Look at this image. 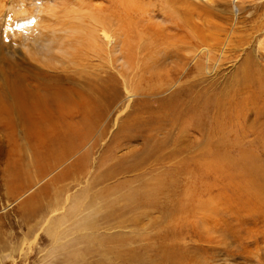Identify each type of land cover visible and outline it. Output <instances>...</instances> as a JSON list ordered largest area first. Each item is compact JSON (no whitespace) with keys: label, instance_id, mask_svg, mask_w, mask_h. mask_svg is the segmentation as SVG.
<instances>
[{"label":"rangeland","instance_id":"obj_1","mask_svg":"<svg viewBox=\"0 0 264 264\" xmlns=\"http://www.w3.org/2000/svg\"><path fill=\"white\" fill-rule=\"evenodd\" d=\"M237 1L115 0L114 2L118 3L115 7L117 10L126 7V4L134 6V10L126 16L130 19L119 22L116 15L118 11L114 12L115 9L112 8L114 5L110 6L112 0H0V74L3 75V77L0 75V88L3 86L5 75L13 71L12 67L16 71H22L25 62L30 61L32 65L36 63L39 68L49 73V81L53 80L52 75L57 73L64 78L69 75L78 79L82 70L90 73L91 77H97L96 81H93L92 91L83 86L86 93L90 94L85 104H90L93 110L94 108L102 110L108 97L104 119L87 140V144L78 149L67 161L40 178L28 194L13 197L8 191V186L12 187L13 179L18 176L17 167L29 163L35 165L39 162L41 156L35 159L37 152L33 153L28 148L30 145L28 140L34 136L27 137L21 131L8 128L5 132L0 128V230L4 243H8L9 246L0 244V264L58 262L55 257H49V250L54 246L50 245L47 231L44 232L45 228H40L39 225L29 230L28 225L21 220V212L26 213L40 205L62 201L66 206L51 214L65 215L67 208L72 210L71 204L77 203L71 195L72 191L76 192L87 183L86 180H91L96 158L111 142L114 132L119 130L126 119H131L129 122L135 123L139 117L154 124L152 129H146L142 135L137 134V129L131 126L132 140L118 142L120 148H117V157H125V160L140 159L136 154L142 151L144 136L149 135L151 130L159 132L165 129L160 122H165L164 116L170 113L172 105L168 101L165 102V99L174 92H178L180 99H186L190 92L186 87L189 86L196 93L202 94L199 103H204V109H208V112L203 115L200 112L198 119L193 118L196 121L189 117V122H186L185 126L176 121L174 127H182L173 132L175 143L155 151L160 153L164 160L167 150H179L182 153L167 163L165 161L162 167L174 170L177 161L192 158V151L185 148V143L190 145L194 139L201 140L205 134H209L201 132L200 126L202 130L206 127L207 132L212 125L215 130L217 128L222 130L216 134L220 137L225 136L226 146L219 151V155H224L228 159L223 158L220 161L217 175L211 170L204 174L206 183H212L211 181L217 177L219 186L211 184L213 187L206 190L201 186V190H205L200 195L201 200L217 196V204L212 205V208L198 209L200 221L197 224L188 223L156 233L158 239L152 245L157 247L163 239L166 243L176 242L184 251L181 257H184L183 262L186 264H264V108L259 113L257 108L262 103L249 102L247 109H250L248 111L246 109L245 113L240 112L239 118L236 119L234 117L236 109L229 108L230 102L221 101L223 87L215 88L210 85L213 83L224 85L246 53L260 48L263 49L262 55L264 54V26H261L262 30L259 32L256 30L257 16L259 24L264 19V0H249L245 3L246 8L239 14L240 17L236 19L235 2L238 6L245 5L242 1ZM187 8L191 13H186ZM99 13L101 18L111 19L109 23L108 21L97 23L98 20L94 16L92 19L86 18L89 14ZM170 13L173 18L170 17ZM173 19L176 21L173 22ZM177 22L182 24L181 28L176 26ZM134 24L137 29H133ZM79 26L81 31L78 33L74 28ZM121 28L125 34L119 32ZM158 29L162 30L163 36ZM151 31H156L159 35L154 38L150 34ZM172 34L170 41L164 37ZM127 35L130 37L127 41L131 46L127 49L124 44L126 46L124 49L123 40ZM80 37L84 39L86 47L80 45L82 41ZM39 45H43L44 48L40 49ZM241 48L243 49L241 52L244 53L236 55ZM103 77H112V85L104 84ZM35 81L37 80L30 82L33 84ZM45 91L46 89H40L41 94ZM133 92L134 95L127 96ZM213 95H217L216 99ZM211 102H215L216 105L211 107L209 105ZM74 108L68 118L78 122L81 120V110L79 106ZM219 116L220 127L216 124ZM236 121L240 125L236 127L238 132L227 129ZM224 124L227 127H223ZM104 131L105 135L101 136ZM150 146L154 148V144L151 143ZM86 149L91 153V165L87 167L89 171L81 180L75 181L72 173H67L70 175L65 176L59 187L62 189L63 184L67 186L69 184L73 189L63 194L56 191L58 185H54L50 177L62 170L65 164L76 156L83 154ZM249 152L254 154V158ZM150 154L154 156L153 153ZM10 162L11 165L15 163L16 167L10 166ZM128 162L130 161H126ZM143 163L140 168L133 167L130 174L134 173V178L140 176L141 171L147 170L145 167L148 165L144 161ZM33 165L30 170L32 169L31 172L33 171L32 174L35 175L37 172ZM256 165L260 166L261 171L257 174L252 172ZM156 168L160 170V165ZM190 175L182 174V178L187 180L184 185L188 184L192 177ZM129 176L131 175H127ZM46 187L49 188L48 192L45 191ZM77 195L75 193L74 197L77 198ZM163 199L159 197L160 201ZM139 208L134 211V216L138 215L136 219L141 225L138 228H141L140 232L137 229L139 234L144 230L142 229L144 226L153 228L150 231L149 228L146 229L150 234L155 229L165 230L163 224L166 221L163 219H168L166 213L160 212L159 209L147 211L145 208ZM147 212L156 218L159 216L157 218L160 219L159 225L150 223Z\"/></svg>","mask_w":264,"mask_h":264},{"label":"bare ground","instance_id":"obj_2","mask_svg":"<svg viewBox=\"0 0 264 264\" xmlns=\"http://www.w3.org/2000/svg\"><path fill=\"white\" fill-rule=\"evenodd\" d=\"M114 1L115 0H112L110 6L114 5L112 6V8L115 9L114 12L118 11L116 13L117 20L121 22L127 20V18L130 19L129 17L126 18V16L130 15V12L134 10V6H127L126 4V7L117 10L115 7L118 3ZM241 1L245 4L249 0H238L237 2ZM123 5L124 4H122V6ZM246 6V4L238 6L235 2L234 11L236 19L240 17L239 14L242 13L241 11H243ZM187 9L188 11H186V13H191L189 12L190 9ZM118 13L120 14V18H118ZM165 15L168 16L167 13ZM93 16L98 20L97 23H103L105 21L109 23L111 20L109 17L110 20L101 18L100 13L97 15L89 14L86 18L90 17L92 19ZM172 16L173 15L170 13V17ZM172 21L175 22L176 20L173 19ZM256 21V30L259 32V30H262L261 26H264V19H262L259 24V16H257ZM176 26L181 28L182 24L180 25V23L177 22ZM136 27V25L133 26V29ZM80 28L81 26L74 29H77L79 33L81 31L79 30ZM157 31L163 36L162 30L158 29ZM119 32L125 34L123 29ZM156 33V31H151L150 34L155 38L159 35ZM165 35L164 37L167 40L171 39L173 36V34L167 35V37ZM126 37L124 36L123 45L125 44L127 49H129L131 44L127 40L130 39V37L129 35ZM81 40L80 45L83 44L82 46L84 47V39L81 38ZM200 43L202 42L200 41ZM125 45L124 49H126ZM39 48L43 49L44 46L39 45ZM261 50L263 49L258 48L257 51L253 50L246 53V56L240 60L238 67L224 85L219 86L217 83L210 84L215 88L223 87L220 94L221 101L230 102L228 103L229 108L231 109L234 107L236 109V114L234 115L236 119L239 118L240 112H246L249 102L252 104L262 103L257 108L259 113L262 112V108H264V54L262 55L263 51ZM238 51L239 54L236 55L244 53L241 52L243 51L242 48ZM12 69L13 71L11 73L5 75V80L2 83L3 86L0 88V128H3L5 132H7V128L21 131L27 137L33 135L34 138L28 140L30 144H27L28 148H30V151L33 153L37 152L35 159L41 156L39 162L35 165L29 163L22 167H17L18 172H16V176H18L13 179V186L10 188L8 186L9 193L13 197H17L32 191L40 178L46 176L59 164L67 161L78 149H81L87 144V140L96 131L101 120L104 119L106 113L104 109L107 105L108 97H106V104L102 110L96 108L93 110L90 104H85L90 94L86 93L84 87L92 91L93 81H96L97 77H91L90 73L84 72L83 70L80 72L81 75L78 79H74L69 75L67 78H64V76L61 77L57 75L60 73H57L55 75L51 74L54 79L49 81V73L39 68L36 63L32 65L30 61L25 62L22 71H16L14 67H12ZM85 73L87 75H85ZM40 75L43 76L39 78ZM1 76L3 77V75ZM102 79V82L106 85H112L113 83L112 77H103ZM34 80L37 81L32 84L30 81ZM186 88L188 92L190 91L186 99H180L178 97V92H174L170 97L165 99V102L168 101L172 103L170 106V113L164 116L165 122H160L161 126H164L165 129L159 132H153L151 130L149 135L144 136L143 145L141 147L142 153L138 152L136 154L140 159L132 158V160H125V157H117V148H120L118 142L125 139H127L128 142L132 140V134L130 133V130H132L131 126L137 129V134L142 135L143 131L146 129H152L154 124L146 122L139 117L136 118L138 120H136L135 123L129 122L131 119H126L123 122L119 130L114 132L111 142L101 150L96 158L95 169L92 171L91 180H86L87 177L85 179L87 182L86 184L81 186L80 189H77L76 192L75 190L72 191V197L77 200L76 205L71 204L73 205V207H71L73 211L67 208L65 215L51 214L59 210V208H63L64 205L66 206L62 201L61 203L54 202L40 205V207L26 213H24V211L21 212V220L28 225L29 230L35 229L40 225V228H45L44 232L47 231L50 245L54 246L51 248L52 250H49V257H55L56 260H58V262L52 264L185 263L183 262L184 257H181L184 251L181 250L182 247L177 245L176 242L170 241V243H166L163 242V239L157 247H154L152 243L158 239L157 234L161 231H166V228L188 225V223H199L200 213H197L198 209L212 208V205L217 204V196H214V198L209 196L207 199L202 198V200L200 198V195L203 194L208 187H213L211 184L217 185V187L219 186L217 177L211 181L212 183L208 184L204 181V174L206 172L208 174V171L211 170L217 175L220 161L223 158L228 159L224 155H219V151L224 145L226 146V141L224 140L225 136L220 137L216 134L222 130L220 128L215 130L212 125L207 132L206 127L202 130L200 126L199 129L201 132L209 134H205L203 138L201 137L202 139L200 138L201 140L194 139V142L190 145L185 143V148L191 149L192 151V158H185L181 161H177L174 170L162 167L165 161L167 163L169 160L178 157V154L182 153L179 150H167L164 160V157L155 151L156 149L160 150L162 148H167L168 144L175 143L176 138H174L173 132L177 131V129L180 130L182 127L175 128L176 121H180L182 125L185 126L186 122H189V117L191 120L196 121L193 118L198 119V114L200 112L201 115L208 112V109H204V103H199L201 102L202 94L200 92L196 93L190 86ZM40 89H46V91L41 94ZM257 90H260V92H256ZM194 93L195 96H193ZM131 95H134V92L132 94H127V96ZM213 96L216 99L217 95ZM205 102L208 103V101ZM209 105L212 107L215 106L216 103L211 102ZM74 106H79L81 110L82 116L81 120L78 122L68 118L75 110ZM215 108L216 107H214V109ZM249 109H247V111ZM257 111L256 114H258ZM94 116L96 118H93ZM220 120L221 117L219 116V119L216 120L218 127H220ZM156 123L159 125L158 129H160L159 121ZM198 123L201 125L200 122ZM238 126L240 125H238L236 121L235 123L232 122V128L225 126V124L223 127L238 132L236 130ZM105 133L104 131L101 136L105 135ZM181 133H184L183 129ZM160 136H162V138H159ZM30 141H33V143ZM151 143L154 144V148L150 146ZM88 149L83 151V154L76 156L68 164H65L64 167L62 166V170L55 172V174L50 177L51 182L54 183V185H58L56 191H60L63 194L73 189L69 184L68 186L63 184L62 189H60L59 184L66 175L69 176L72 173L71 175L74 177V181L81 180L89 171L87 167L91 165V153L87 152ZM150 153H153L154 156H150ZM249 154L254 158L253 153L249 152ZM126 161L130 162L126 163ZM143 161L148 165L145 167L147 170L141 171L140 176L134 178V173L130 174L133 167H135V169L140 168V165L144 164ZM216 162L217 164H215ZM9 165L16 167L15 163L11 165L10 162ZM32 165L36 167L37 173L35 175L32 174V169L30 170ZM157 165H160V170H157ZM138 170L140 171V169ZM252 172L256 174L260 173V166L252 168ZM182 174L190 175L194 178L191 177L188 184L184 185L187 183V180L182 178ZM127 175L131 176L127 177ZM201 186H203L205 190H201ZM45 191L48 192L49 188L46 187ZM121 191L123 192L121 193ZM75 193L79 195H77V198L74 197ZM260 194L261 192L258 193V195ZM159 197L164 199L160 201ZM139 207L145 208L147 211L159 209L160 212L166 213L168 219H163L166 221V223L163 224L165 230L155 229V231L150 234L146 232V229L149 228L150 231L153 228L149 226L144 228L146 227L144 226L142 227L144 230L139 234L138 232H140L141 228H138L141 225H139V220L136 219L138 215L134 216L135 209ZM147 213L148 219L151 221L150 223L159 225L160 219H157L159 216L156 218L151 213ZM180 232L185 235L182 231ZM1 234L2 232L0 230V244L3 243L2 246L9 247L8 243H4L5 240L2 238ZM3 248L4 247H2V250ZM158 254L160 258H158Z\"/></svg>","mask_w":264,"mask_h":264}]
</instances>
